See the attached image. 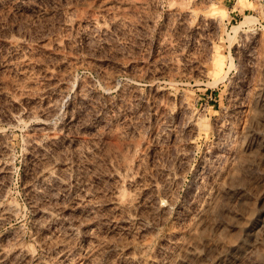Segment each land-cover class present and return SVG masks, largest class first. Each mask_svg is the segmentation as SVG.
<instances>
[{"label": "rangeland", "instance_id": "374dc122", "mask_svg": "<svg viewBox=\"0 0 264 264\" xmlns=\"http://www.w3.org/2000/svg\"><path fill=\"white\" fill-rule=\"evenodd\" d=\"M205 12L221 20L200 22ZM96 19L106 32L91 26ZM211 54L221 59L218 72ZM81 84L88 102L78 98ZM52 99L59 107L52 129L40 134L38 147L29 146ZM254 132L260 141L246 149ZM50 133L56 143L47 142ZM89 138L100 151L86 170L74 161L71 143ZM248 157L256 160L245 170ZM123 159L138 171L139 183L159 180V196L165 190L171 202L136 218L130 233L97 222L100 264H165L178 257V240L199 251L187 264H264V0H0V206L16 208L0 222V253L18 249L30 254L25 264H56L51 256L62 226L75 217L58 215L55 229L36 207L49 197L62 207L85 187L102 209ZM47 160L67 163L65 191L52 177L44 188L38 183V167ZM227 166L226 182L237 189L226 210L217 206L216 226L184 232L204 200L203 175ZM166 168L177 171V184L163 182ZM15 239L21 244L12 245ZM143 242L144 253L127 258Z\"/></svg>", "mask_w": 264, "mask_h": 264}, {"label": "bare ground", "instance_id": "6f19581e", "mask_svg": "<svg viewBox=\"0 0 264 264\" xmlns=\"http://www.w3.org/2000/svg\"><path fill=\"white\" fill-rule=\"evenodd\" d=\"M175 10L178 12V14L186 15L188 17H192L197 14L194 8H189L186 10L176 8ZM211 14L212 13H207V12L200 13L199 14L200 22L206 21L209 18L216 22L221 20L220 15L218 16V14L216 15L214 14L211 15ZM113 17L115 18L116 14H114ZM116 18L119 19L118 17ZM116 22H118V20ZM91 26L94 29L99 28L100 30H102V32H106L107 30L104 24L101 23L98 19L92 21ZM11 37L13 36H9V38ZM210 49H213V44L210 46ZM211 58H212L213 72H218V70L222 67L219 54H216V55L211 54ZM85 86L81 84V86L79 85V89L77 88V91H78L77 95H79L78 98L85 97L84 95L87 96L89 94L87 90L88 88ZM67 94H68V87L64 86L63 88L60 89L59 96L57 95L58 99L61 100L63 98H66ZM55 99H52L54 101L50 100L47 102L48 103L46 106L47 111L43 112L45 114L43 115L41 122L40 123L38 122V124H36L35 127L32 128L33 130H37V134H29L28 139H27L29 146L36 147L39 143L38 139L40 138V134H42L43 131H48L52 129L51 116L55 113V110L58 107L57 106L58 104L56 103L58 99L57 100ZM86 100L83 99V101H86ZM68 104H66V106H68ZM18 113H21V112L18 111ZM12 120L13 119L11 118L10 121ZM72 121H73V118H71V122ZM195 124H196V121H192L189 123V125L192 128L195 126ZM260 135L261 134L259 132H254L252 134L251 142L247 144L246 149H250L251 144L253 145L256 142L260 141ZM57 139L58 137L56 134L50 133L48 136L47 142L56 143ZM99 146L100 145H98L97 142L93 138H89L86 141H81V140L72 141L71 148L74 153V161L77 163L78 162L81 163L85 167V169L88 170L89 167L91 166L93 167V165L96 164V160H94L96 157L94 159L92 158L94 157V155H96L97 150H99ZM215 156L216 154L211 155V157H215ZM124 160L125 159H123L121 164L118 165L117 168H115V171L113 170L114 173L113 175H111V178L114 181L113 189H112L110 197H108L102 203V207H103L102 209L99 210L98 206L96 207V205L93 204L94 202V201L92 202L93 197H92L91 191H89L91 188L87 189L85 187H83L82 189L80 187V189L75 190L74 193L70 194V197L68 198V203L66 201V204L64 206L62 205V207L56 206V204H52L53 201L50 199V197H49L50 203H46L47 201H45V203L42 202V204L36 207L35 210L39 216V219L41 221L48 222L49 226L51 227L52 226L55 227L56 222H57L56 217L60 214L70 213L75 217V220L68 221V222L65 221V223L63 222L64 226H62L63 228L61 229L62 231L60 232V239L58 240L56 244V251L54 255L51 256L52 260L54 259V262L56 264H100L101 261L100 262L98 261L99 248L95 244V241H97L98 235L100 232V230L97 231L95 229L99 227V226H95L97 222L99 223L115 222V224H113L111 227L112 230L114 228H122L124 231H126V233H130V230L132 229V228L130 229V227L133 225V223H135L136 218L139 219L145 214H155L157 212L160 213L161 211L164 210L162 209L164 206L161 205L162 204L161 202H163V205L165 203H167L168 205L171 202L169 199L170 195H168L169 192L165 193V190H163L164 193L162 192L161 194L162 197L159 196L158 194L159 189L157 188L159 185L158 184L159 180L155 179L154 177H150V180H148L149 182L145 181L144 183H139L140 175L138 171L132 170V169L130 170L129 163H128L129 161L127 162L126 160L125 161ZM255 160H256L255 157L246 158L245 162H243L244 169L249 170V168L255 162ZM1 166H0V172H5V168ZM66 166H67V163H66ZM66 166L65 168L55 166L49 160L42 162L39 165L38 170H37L36 179L38 180V183L43 186V184L47 182V181L45 182V180L49 177H52L53 184L55 185V187L60 189L61 191H65L67 188L66 186V169H67ZM231 168L232 167L227 166L224 169L217 170V167H215V170L213 173H211L210 175H205V176L203 175V177L206 179V184L202 188V191L204 194V200L201 203L199 212H197L192 217V220L187 228L188 230L184 232L194 236L201 230L205 229L207 226H212V227L216 226V224L214 225V223H212L211 220L216 211L217 206L222 203V207L225 206L224 209L226 210V208L228 207V202L230 201V199L232 198V196L234 195L237 189L233 185L231 186L227 184L226 182L227 176L229 175ZM53 172H55L54 175L52 174ZM162 172H164L163 182H166L167 184L169 183L170 186L178 183L179 175L177 176V171H172L166 168V170L161 171V174ZM27 183H28L26 185L27 188H29L30 190H34L33 189L34 184L32 182L31 183L27 182ZM85 185L87 184L85 183ZM45 186L46 188H48L50 185L48 187L47 185ZM127 186L130 188L136 187L137 189L129 190L128 192H126L124 190V187H127ZM166 188H169V187H166ZM85 189H87L88 191H86ZM147 190L150 196L149 198H147V200H145L144 195L147 193ZM167 191H170V190H167ZM51 192L54 193L53 191ZM51 192H48L47 194L50 195ZM57 199L54 197L53 200H57ZM224 201L225 202L227 201V202L224 203ZM96 204H97V200H96ZM15 209L16 208H14L10 204L9 205L3 204V206H0V222L10 217L15 212ZM78 230H79V233L81 231L83 235V238L79 241L75 240L76 237L74 238ZM138 230H139L138 234L142 235L144 229L141 228ZM83 241L86 244H84ZM19 244H21L19 240L15 239L12 241V245L17 246ZM144 244L145 242H143L142 244H136L134 245V247L132 246L131 248L132 249L134 248V251L132 253L133 255L130 254L127 258H133L135 254L142 255L144 253V249H143ZM174 249L178 251V257H176L172 261L166 262L165 264H187L188 260L191 259L190 257L197 256L199 254L197 246L194 245L192 241L178 240L174 243ZM29 258H30V254L28 251H23V250L19 251L18 249L16 251H11V250L8 251L7 248H3L0 253V264L2 263L1 261L3 260L8 261L9 264H25L27 261H29ZM40 264H43V263L41 262Z\"/></svg>", "mask_w": 264, "mask_h": 264}]
</instances>
